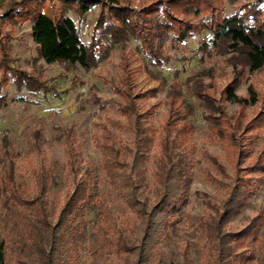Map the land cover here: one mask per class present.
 <instances>
[{
    "label": "trees",
    "instance_id": "16d2710c",
    "mask_svg": "<svg viewBox=\"0 0 264 264\" xmlns=\"http://www.w3.org/2000/svg\"><path fill=\"white\" fill-rule=\"evenodd\" d=\"M113 1L118 5L102 6L103 0H11L0 13V93L13 83L18 90L24 87L30 94L59 96L34 73L13 66L14 31L26 23L30 24V36L39 59L46 64L60 63L85 70L94 68L101 61L97 55L103 46L95 40L100 28L110 32L112 40L126 34L134 37L141 43L146 57L158 67L171 61L164 50L166 40L170 38L173 44L182 45L201 31H207L209 39L203 49L213 50L216 54H233L230 62L235 68L234 78L221 90L220 101H216L205 86L192 92L203 101L206 110L203 121L212 138L225 145L226 160L235 175L231 183H222L218 178L228 175L215 160L211 161L215 176L203 171L206 179L221 190L218 202L207 201L199 226L205 238L208 264L251 262L258 248L264 255V234H260L263 214L241 230L225 229L247 199L264 184L263 177H256L264 174V144L253 163L244 166L252 158L250 151L254 143L249 135L261 128L264 116L258 113L253 120L247 121L243 115V110L264 102V98L254 90L247 96L237 94L247 70L252 73L264 71V0L245 5L231 16L223 13V0ZM98 5L104 7V12L96 19L90 42L85 46L67 13L72 11L83 16ZM136 5L140 10L135 9ZM121 68L122 76L112 87L118 100L112 104L130 132L131 148L115 147L108 142L109 135L104 136L105 142L99 147L103 154L102 169L109 185L144 226L142 248L125 240L112 220L110 206L96 197L87 178L75 179L56 221L51 223L47 206L53 177L46 171L37 173L34 187L17 182L16 161L21 156L10 151V140L5 133L0 144V212L9 227L7 243L12 245L19 263L24 262V257L36 256L41 264H55L59 256L74 249L73 238L83 226L87 209L92 205L99 206L94 226L117 255L122 250L139 248L140 260L147 259L160 238L176 227L177 221L171 216L183 213L193 182L192 158L196 146L192 141L191 118L196 114L195 108L186 103L178 85H173L169 92L170 110L156 127L153 124L154 106L146 108L144 102L148 99L134 92L135 71L127 60L122 62ZM226 102L236 104L240 113L229 117L223 107ZM4 104L5 96L0 94V109ZM34 138H40L39 131L35 132ZM153 146L159 148V153L154 157L152 168L154 188L151 191L155 200L149 205L146 202L151 198L147 195L148 164ZM4 249L2 239L0 264L5 261Z\"/></svg>",
    "mask_w": 264,
    "mask_h": 264
},
{
    "label": "rangeland",
    "instance_id": "374dc122",
    "mask_svg": "<svg viewBox=\"0 0 264 264\" xmlns=\"http://www.w3.org/2000/svg\"><path fill=\"white\" fill-rule=\"evenodd\" d=\"M10 1L0 0V13ZM111 1L103 0L101 5H118ZM257 1L259 0H223V13L231 16L241 11L243 6ZM101 5L95 6L83 16L72 11L67 13L74 21L80 41L85 46L90 42L96 19L104 12ZM135 9L140 10L138 5ZM262 10L264 11V5ZM30 32L28 23L15 29L11 52L13 66L34 73L46 86L55 89L59 96H45L39 92L30 94L24 87L18 90L13 83L6 86L0 93L5 96V104L0 109V144L7 133L10 151L21 156L16 161L17 182L34 187L37 173L46 171L53 177L47 206L51 223L56 221L65 195L71 192L75 179L87 178L93 185L96 197L110 206L112 220L125 240L142 248L144 226L130 213L124 200L109 185L102 169L103 154L99 147L105 142L104 136L109 135L108 142L115 147L131 148L130 132L126 129L123 117L112 104L114 100H118L112 87L122 76L121 64L124 60H127L136 74L134 92L143 94L148 99L144 102L146 108L154 106L153 124L156 127L170 110L169 92L173 85H178L186 103L193 104L196 113L191 118L194 128L192 141L196 146V153L192 158L194 175L191 192L183 213L171 216L173 221H177L176 227L170 228L165 237L160 238L149 252L148 258L140 260L139 248L122 250L117 255L95 228L99 206L92 205L87 209L83 226L73 238L74 249L59 256L55 264H208L205 238L199 226L207 201L218 202L221 190L206 179L203 171L215 176L211 163L215 160L225 168L228 175L218 178L222 183H231V178L235 175L226 160L225 145L212 138L203 121V101L193 96L192 92L195 88L205 86L215 100L220 101L221 90L234 78L235 68L230 62L233 54H216L213 50L208 52L203 49L209 33L201 31L182 45L173 44L170 38L166 40L164 50L171 61L158 67L146 57L141 43L134 37L122 35L115 43L111 33L100 28L95 40L103 46L97 55L101 61L94 68L85 70L79 66L71 67L60 63L46 64L38 58ZM40 73L41 76L38 75ZM253 90L264 98V71L252 73L247 70L237 94L247 96ZM223 107L229 117L240 113L239 107L234 103H223ZM258 113L264 116L263 101L243 110L247 121L253 120ZM37 131L40 132L38 140L34 138ZM249 136L254 143L250 151L252 158L244 166L253 163L264 144V124ZM1 152L0 145V154ZM158 153L159 148L153 146L148 164L150 172L147 195L151 198H145L149 205L155 200L151 191L154 188L152 168L154 157ZM256 177L264 178V174ZM259 214L264 215V184L247 199L239 214L231 219L225 229L241 230ZM6 224V217L0 212V241H5L4 264H41L36 256L24 257L23 263L17 261L12 245L6 240V233L9 231ZM260 234H264V222ZM241 264H264L261 248H258L253 261Z\"/></svg>",
    "mask_w": 264,
    "mask_h": 264
}]
</instances>
